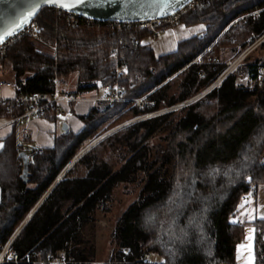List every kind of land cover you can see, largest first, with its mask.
Listing matches in <instances>:
<instances>
[{
  "label": "trees",
  "instance_id": "obj_1",
  "mask_svg": "<svg viewBox=\"0 0 264 264\" xmlns=\"http://www.w3.org/2000/svg\"><path fill=\"white\" fill-rule=\"evenodd\" d=\"M67 18L58 9L44 8L35 20V34L12 45L0 63V73L14 76L19 96L47 95L55 77L67 80L78 74L77 93L95 92L103 98L118 87L123 100L97 103L80 117L84 127L79 133L69 130L54 148L31 156L27 183L21 179L23 145L15 137L6 142L0 151V250L13 239L12 249L20 257L30 254L49 262L65 255L74 264H95L96 252L88 247L83 231L118 186L146 173L141 201L130 206L116 224L119 252L114 260L235 264L246 225L234 217L250 183L264 184L261 58L240 66L220 87L184 106L180 111L184 115L176 123L170 121L175 111L140 120L104 139L74 164L73 160L109 124L172 108L214 84L226 66L194 61L218 45L240 55L262 39L254 51L264 49V0L202 1L178 25L206 29L161 57L145 42L164 25L118 31L113 22L78 17L74 25ZM119 64L128 70L129 81H117ZM176 78L180 82L173 90ZM142 98L146 100L142 108L130 101ZM5 105L0 102V117L9 116ZM58 114L59 109H53L44 118L55 120ZM164 131L170 139L168 153L160 148L157 155L151 154L147 142ZM109 150H128L118 169L99 156V151ZM80 166L85 174L76 175ZM257 224L256 257L264 264V223ZM153 256L160 260L153 261Z\"/></svg>",
  "mask_w": 264,
  "mask_h": 264
},
{
  "label": "rangeland",
  "instance_id": "obj_2",
  "mask_svg": "<svg viewBox=\"0 0 264 264\" xmlns=\"http://www.w3.org/2000/svg\"><path fill=\"white\" fill-rule=\"evenodd\" d=\"M67 19L71 24L75 25V20L73 21L69 17ZM181 19L182 18L178 19L177 22H174L171 24H165L164 26L166 28L154 29L152 39H158V40L154 41V43H153V45L156 48L157 53H159V54L160 53H166V52H170V51L174 50L176 38H177V40H182L186 37L188 38V37L194 35L199 28H202L201 26H199V27L191 28L187 31L180 30L177 33L176 38L173 35H169V34L164 35L168 30H174L177 27H179L178 24H179ZM116 28H117L116 30H118V31H122L124 29H127V28H118L117 26H116ZM262 41H263L262 39L257 41L251 48H249L247 51L243 52L240 55L236 54L237 52H234L232 48L227 47L224 44H221V45H218L213 50V52H210L207 54L205 53L202 56L198 57L194 61V63L197 62L198 64H201V63H203V60H204L205 62H207L208 65H213V64L214 65H225L227 69L224 72H228V68H236V67L239 68L240 66L247 64V62H249V61L253 62L259 58H261L264 62V49L254 51L261 44ZM120 45H122V44H120ZM9 50H10V48H9ZM9 50L7 51V56H8ZM52 50L54 53L57 54L56 48H52ZM204 55H205V57L202 58ZM120 57H121V55H120ZM5 59L6 58H4L3 60H0V63L4 62ZM230 65H232V66L229 67ZM118 67H123V66H121L120 64L118 66H116V68H115L116 72H117ZM7 68H9V66ZM123 70H124L125 76H127L130 80L131 77H130L128 70L125 67H123ZM230 71H232V70H230ZM223 73L216 80L217 83L215 84V87L219 86L220 78L222 77ZM0 77L7 79V80H10V81H14V79H15L14 76H5V75L3 76L2 73H0ZM78 78H79L78 74H73L67 80L60 78V82H61L63 90H65L69 93H72L74 95H77L78 97H81L83 99H86V101H83V102H90V101L93 102L94 100H99V101H94V102L109 104V102L103 101L107 97H103V98L102 97L101 98L93 97V99H89L92 97V95H95V92L77 93L76 91H77ZM179 78H176L172 82V89L173 90L176 89V87L178 86V83L180 82ZM263 79L261 80L262 83L260 84V86H263ZM129 80H125V81H129ZM121 81H123L122 77H121ZM212 86H213V84L210 87H212ZM251 86H252V88H254L255 83H253ZM210 87H207L206 89L202 90L199 94H197L192 99H190L184 103H181L179 105H176L172 108L163 109L162 111H159V112H156L153 114H148L146 116H142L138 119L136 118V119L124 122L122 124H115V125L109 124L105 130L101 129V131H100L101 135L98 138H95L94 140H89L82 147V149L77 154L76 158L73 160V164L76 163L78 160H80L83 156H85L92 148H94L97 144H99L104 139H107L108 137L114 135L115 133H117V132H119V131L127 128V127H129L130 125L135 124L136 122H138L140 120L149 119V118H152V117L157 116V115H162V114H165L167 112L175 111L176 114L170 118V121H173L176 123L184 115V113H180L181 109L184 107V104L188 105V104L195 103V102L201 100L202 98H204L208 93H210L214 89V88L210 89ZM142 99H143L142 103L146 104L145 98H142ZM130 101H132L135 105L137 104L136 100H130ZM77 103H81V102L70 103V105H74ZM139 107L142 108L143 105H141ZM60 120H62L61 124H64L68 120V118L63 116L60 118ZM168 136H169L168 132L164 131V132H161L158 135H156L149 142H147V145L151 148V154H156V152H158V150L160 148L162 151L168 153L167 144L169 145V140H170L168 138ZM125 153L127 154L128 150L115 151V152L109 150L104 154L102 153V151H99V156L103 157L104 160L108 161L115 169H118L122 164V159H123V156H125ZM262 162L264 163V157L262 159ZM172 166H174V164ZM167 169L170 171V174H171L172 170H171L170 165L167 167ZM66 172H67V170L62 174V177L65 175ZM83 174H85L83 167H81V166L78 167L76 169V175H83ZM147 176L148 175L146 173H139L131 183L122 184V185L118 186L114 190L112 198L110 199V201L107 204L100 206V208L93 215V221L83 231L84 236H85L84 239H85V241H87L88 247L93 248L96 252V256L94 259L95 264L117 263L115 261L116 260L115 257L117 256V254L119 252V246H118L117 240L115 239L116 224L118 223L120 218H122L123 214L127 211V209L130 206L141 201V199L143 197V190L145 187ZM168 177L170 178L171 176L168 175ZM250 181H251V179H250ZM250 184H251V187L252 186H255V187L258 186L257 183H253V182H251ZM243 202H245L244 199H243ZM242 204L244 206V203H242ZM236 217H237V214H236ZM64 256L65 255H63L62 257H64ZM152 260L153 261H159L160 259L158 257L153 256Z\"/></svg>",
  "mask_w": 264,
  "mask_h": 264
},
{
  "label": "crops",
  "instance_id": "obj_3",
  "mask_svg": "<svg viewBox=\"0 0 264 264\" xmlns=\"http://www.w3.org/2000/svg\"><path fill=\"white\" fill-rule=\"evenodd\" d=\"M199 26H201L202 28H199L194 35L188 38L186 37L182 40H177L176 36L180 30L187 31L191 28ZM205 29L206 27L204 25H180L174 30H168L164 35H173L176 39L174 50L166 53H157L153 43L158 39L150 38L147 39L145 43L149 44L152 47L157 57H161L175 52L178 49L179 43L199 36ZM12 96L13 92L11 90L0 89V97L11 98ZM93 97H97V94L95 93V95H92V97L89 99H93ZM96 104L97 103L94 101L81 102L74 105L65 104L64 107L59 110V114L55 117V120L43 117L31 120L20 119L18 121L12 122L11 119L15 117V114L7 112L9 116L0 117V151L4 149L6 142L14 137L18 139V142L20 144L23 145L24 152L28 154L34 149H52L55 147L56 140L65 135V133L63 132V125L66 123L68 124L70 131L75 134L79 133L84 127V124L81 121L80 117L86 116L90 112L91 108ZM63 116L68 118V120L64 124H61L62 120H60V118ZM26 129L30 134L29 139L24 138L23 135L24 130ZM1 200L2 189L0 187V202ZM242 203H244V206ZM242 203L240 212L237 213V217H234V221L246 225L245 238L244 241L238 245L242 247H240L239 253L237 251L235 264H246L249 245H251V250L255 257L254 264H259L256 257L255 239L257 231L260 228V225H258L257 223L260 221L264 223V219H261V217H264V184L256 186V191L251 196V198L248 201ZM32 215L33 214H31L29 217L31 218ZM11 241H13V239Z\"/></svg>",
  "mask_w": 264,
  "mask_h": 264
},
{
  "label": "built area",
  "instance_id": "obj_4",
  "mask_svg": "<svg viewBox=\"0 0 264 264\" xmlns=\"http://www.w3.org/2000/svg\"><path fill=\"white\" fill-rule=\"evenodd\" d=\"M202 1L205 0H194L189 6L184 8L182 11L167 17L163 19H157V20H151V21H141V22H113L116 24L118 28H131L133 26H138L140 30H146V29H154L157 26L165 25V24H171L174 22H177L178 19L182 18L187 12L194 8L195 6H198ZM61 11V10H59ZM67 14L69 18L72 20L81 17L79 15H75L69 12L62 11ZM85 20H90L84 17H81ZM92 21V20H90ZM37 30V25L35 21L29 25L27 28H25L22 32L15 36H11L8 38L3 44L0 45V60H3L7 57V51L9 48L12 47V45L18 41L20 38L26 35H34ZM230 65L229 67H231ZM238 68H228V72H224L222 77L220 78V87L222 83L227 79V77L235 72ZM232 70V71H230ZM264 72V70H263ZM117 81H121V77L123 81L129 80L127 76H125L123 67H118L117 69ZM241 78L244 77L243 74H239ZM215 82L210 89L215 88ZM25 84V80L23 79L21 81V85ZM0 89H7L11 90L13 92V96L10 97H0V102L5 105L6 112L15 114V117L12 120V122L18 121L20 119H35V118H43L46 116V114L53 109H61L64 107L65 104L75 103V102H83L86 101V99H83L81 97H78L77 95H74L72 93H69L65 90H63L60 78L55 77L52 81L51 87H50V93L47 95H18L17 94V86L14 81H10L4 78L0 77ZM112 87H109L108 90H111ZM122 91L119 90L118 87H115L113 95L108 96L103 101L114 103L117 101H122L123 99L120 98ZM143 99L136 100V103L138 106L145 105L142 103ZM99 101V100H94ZM186 104H184L185 106ZM24 138L29 139L30 134L29 131L26 129L24 130ZM43 149H34L32 150L28 155L29 158L31 156L42 153ZM256 187L252 186L250 188L249 193L243 198L244 201H248L251 196L255 193ZM264 235V231H263ZM12 243L13 241L8 242L6 246H4L0 250V264H20V263H27V264H74L75 262L72 259H67L65 256L60 258L59 260H50L49 262H42L35 260L34 255H26L24 257H20L18 253H16L12 249ZM113 264H126V262H117Z\"/></svg>",
  "mask_w": 264,
  "mask_h": 264
},
{
  "label": "water",
  "instance_id": "obj_5",
  "mask_svg": "<svg viewBox=\"0 0 264 264\" xmlns=\"http://www.w3.org/2000/svg\"><path fill=\"white\" fill-rule=\"evenodd\" d=\"M194 0H87L86 3L77 5L71 10H66L56 4H41L39 11L29 19L27 23L15 28L12 34L4 35L14 21L24 13L33 0H0V35L4 39L3 44L11 36H15L31 25L44 8H54L69 12L81 17L98 22H141L170 17L189 6ZM63 132H69L68 124L63 125ZM24 164L21 179L28 182L29 179V155L22 152L19 155ZM62 177L58 180L60 181Z\"/></svg>",
  "mask_w": 264,
  "mask_h": 264
},
{
  "label": "snow or ice",
  "instance_id": "obj_6",
  "mask_svg": "<svg viewBox=\"0 0 264 264\" xmlns=\"http://www.w3.org/2000/svg\"><path fill=\"white\" fill-rule=\"evenodd\" d=\"M87 0H33V2L29 5L27 10L21 14V16L13 22V24L5 30L4 35H11L15 28H19L22 24L27 23L31 17H33L40 9L41 4H56L59 7H62L66 10H71L73 7L77 5H81L86 3ZM4 35H0V41L4 39ZM264 219V217H261ZM240 247L238 246V253L240 251ZM254 255L251 250V245L248 247V257L246 264H254Z\"/></svg>",
  "mask_w": 264,
  "mask_h": 264
}]
</instances>
